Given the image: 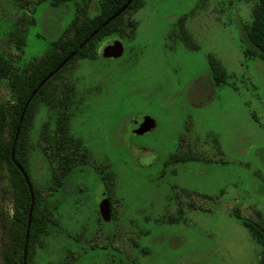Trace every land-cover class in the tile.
Here are the masks:
<instances>
[{
	"label": "rangeland",
	"instance_id": "obj_1",
	"mask_svg": "<svg viewBox=\"0 0 264 264\" xmlns=\"http://www.w3.org/2000/svg\"><path fill=\"white\" fill-rule=\"evenodd\" d=\"M98 6L90 0L88 13ZM251 7L239 0H143L130 14L132 37L114 33L97 44L94 58L70 65L69 128L89 160L50 191V161L39 143L43 122L53 127L54 118L38 104L27 166L54 221L32 264H258L260 248L234 215L264 219V62L247 58L240 41ZM73 12L72 2L0 0V61L15 68L41 56ZM180 16L196 48L180 39ZM114 39L122 55L104 58L102 48ZM209 54L225 67L227 84H213ZM12 100L0 78V105ZM143 116L154 126L136 134ZM8 137L4 126L2 142ZM187 150L197 158L164 166L171 153ZM98 166L112 176L108 220L98 208L106 197ZM11 214L0 147V263Z\"/></svg>",
	"mask_w": 264,
	"mask_h": 264
},
{
	"label": "trees",
	"instance_id": "obj_2",
	"mask_svg": "<svg viewBox=\"0 0 264 264\" xmlns=\"http://www.w3.org/2000/svg\"><path fill=\"white\" fill-rule=\"evenodd\" d=\"M48 1L53 7L72 2L73 16L60 33L49 42L45 52L20 66L13 67L12 62L0 61V78L5 79L11 89L13 100L0 105V147L2 155L6 157L12 193V214L7 220L9 225V241L2 250L0 264H32V256L36 244H41V237L46 228L54 221L52 209L44 202V197L38 187L32 182L27 166L29 151L28 130L36 111V106L42 104L52 113L53 127L50 121L42 124L40 132V150L50 161L51 184L50 191L61 186L66 176L79 164L89 160L87 148L83 146L80 137L70 132L69 121L71 105L74 95V85L65 74L66 70L79 58H94L96 46L100 41L112 34L132 37L136 28V21L131 13L143 4V0H130L127 7L118 16L105 21L118 11L127 0H99L98 11L90 15L88 6L90 0H36V3ZM252 2L251 20L242 24L240 41L247 58L258 57L264 62V0H239ZM183 16L179 17V37L183 43L196 48L186 30L182 28ZM67 59L62 65L61 63ZM208 63L213 84L217 87L227 84L228 72L221 62L212 54L208 55ZM41 85L40 82L51 72ZM35 91L29 102V97ZM26 105V106H25ZM8 131V140L2 142L3 127ZM19 129L15 140L13 156L17 164L26 173L34 197L31 222L25 241L27 217L30 206V192L22 172L11 159V146L16 129ZM217 145V138L212 137ZM219 150V148H218ZM197 155L191 151H177L171 153L164 161V166L182 163L185 160L196 159ZM104 186L105 196L111 198L112 176L108 167H96ZM204 197L210 195L202 194ZM252 240L259 246L258 264H264V219L257 213V218L241 217ZM25 251V262H23Z\"/></svg>",
	"mask_w": 264,
	"mask_h": 264
},
{
	"label": "water",
	"instance_id": "obj_3",
	"mask_svg": "<svg viewBox=\"0 0 264 264\" xmlns=\"http://www.w3.org/2000/svg\"><path fill=\"white\" fill-rule=\"evenodd\" d=\"M130 3V0H127V2L118 10L116 11L113 15H111V17H109L106 21L108 22L109 20L115 18L116 16H118L120 14V12L122 10H124L127 5ZM123 53V45L122 42L119 39H114L111 43L106 44L103 48H102V56L104 58H118L122 55ZM67 59H65L61 65L66 61ZM56 71V69L49 73L47 75V77H45L39 85H41L48 77H50L54 72ZM35 93V91H33V93L31 94V96L29 97L28 101L26 102V104L29 102V100L31 99V97L33 96V94ZM26 106V105H25ZM154 126V120L152 118H150L149 116H143L142 120L139 122L138 126L133 130L136 134H141L144 133L146 131H149L151 128H153ZM19 129H16V133L14 136V141L13 144L11 146V159L13 161V163L18 167V169L22 172L24 179L26 181V184L28 186L29 192H30V206H29V211H28V217H27V228H26V235H25V241L27 240V235H28V228L31 222V214H32V210H33V204H34V197H33V193L31 190V185L29 183L28 177L26 175V173L23 171V169L21 168V166L19 164L16 163L14 156H13V150H14V145H15V140L17 138V134H18ZM98 208H99V213L102 219L104 220H108L110 218L111 215V207H110V202H109V198L108 197H102L98 203ZM23 262H25V251H24V258H23Z\"/></svg>",
	"mask_w": 264,
	"mask_h": 264
},
{
	"label": "flooded vegetation",
	"instance_id": "obj_4",
	"mask_svg": "<svg viewBox=\"0 0 264 264\" xmlns=\"http://www.w3.org/2000/svg\"><path fill=\"white\" fill-rule=\"evenodd\" d=\"M141 120H142V119H141ZM141 120H140V121H141ZM140 121H138L137 124H139ZM102 197H103V196H102Z\"/></svg>",
	"mask_w": 264,
	"mask_h": 264
}]
</instances>
